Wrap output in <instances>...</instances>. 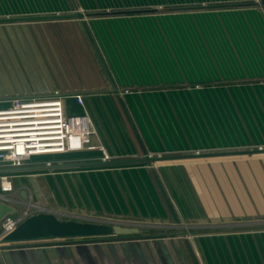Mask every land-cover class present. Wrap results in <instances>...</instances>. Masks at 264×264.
Returning <instances> with one entry per match:
<instances>
[{
	"label": "crops",
	"instance_id": "0c3cea01",
	"mask_svg": "<svg viewBox=\"0 0 264 264\" xmlns=\"http://www.w3.org/2000/svg\"><path fill=\"white\" fill-rule=\"evenodd\" d=\"M0 19H18L0 22V96L60 92L118 161L1 168L9 195L148 230L0 244V264H264V0H0Z\"/></svg>",
	"mask_w": 264,
	"mask_h": 264
},
{
	"label": "built area",
	"instance_id": "2783aa9c",
	"mask_svg": "<svg viewBox=\"0 0 264 264\" xmlns=\"http://www.w3.org/2000/svg\"><path fill=\"white\" fill-rule=\"evenodd\" d=\"M75 98L84 105L82 94L77 93ZM5 101L9 105H1ZM97 135V128L88 113L67 114L65 98L58 91L47 96L0 97V169L23 168L36 159L40 160L37 164L51 167L58 156L92 149L102 153V161H109L110 156L102 142L92 145V138ZM12 177L7 173L0 174V200L16 209L14 214L1 220L0 240L32 213L42 210L31 201L9 195L14 190Z\"/></svg>",
	"mask_w": 264,
	"mask_h": 264
},
{
	"label": "water",
	"instance_id": "95a60500",
	"mask_svg": "<svg viewBox=\"0 0 264 264\" xmlns=\"http://www.w3.org/2000/svg\"><path fill=\"white\" fill-rule=\"evenodd\" d=\"M70 16H81V15H70ZM59 17V16H57ZM45 17H30L27 20L43 19ZM48 18V17H47ZM18 19H0V22H6ZM20 20V19H19ZM256 152V151H255ZM234 154V153H233ZM212 154H194L189 156L190 158L195 157H208ZM214 155V154H213ZM187 157V156H183ZM182 156L172 157H150L146 159L147 162L156 163L158 161L183 158ZM118 161H103L97 164H111ZM90 164V163H85ZM58 165L51 167L42 166L41 168H54ZM37 168V167H36ZM26 169V168H25ZM156 182L173 214L174 219L179 222L176 217L173 205L168 198V195L163 187L161 180L159 179L156 171H153ZM24 199L27 198L25 192L22 193ZM16 211L15 207L8 205L0 201V223L1 220L8 214H14ZM147 229H141L132 225H124L120 223H107V222H89L79 221L74 219H60L53 213L42 212L39 214L32 215L22 221L12 232L7 234L0 240V244H17L30 241H49L56 239H93V238H109V237H121V236H132L139 233H147Z\"/></svg>",
	"mask_w": 264,
	"mask_h": 264
},
{
	"label": "rangeland",
	"instance_id": "374dc122",
	"mask_svg": "<svg viewBox=\"0 0 264 264\" xmlns=\"http://www.w3.org/2000/svg\"><path fill=\"white\" fill-rule=\"evenodd\" d=\"M17 96H21V95H17ZM17 96H15V97H17ZM1 97V96H0ZM3 98V97H2ZM7 98V97H6ZM10 98H13V97H10ZM9 98V99H10ZM245 153V152H244ZM223 154H225V153H221V155H223ZM194 155V154H193ZM201 155V154H200ZM203 155V154H202ZM206 155V154H205ZM220 155V154H219ZM185 156H187V158H190L189 156H191V155H189V154H187V155H185ZM202 157V156H201ZM205 157V156H204ZM208 157H210V156H208ZM193 158H194V156H193ZM199 158V157H198ZM190 159H192V158H190ZM195 159H197V157H195ZM24 168V167H23ZM22 168H17V170H21ZM43 169H45V170H48L49 168H43ZM50 169H52V168H50ZM40 211H38V212H35L34 214H37V213H39ZM106 221H109L110 219H105ZM105 221V222H106ZM107 223H115V221H109V222H107ZM120 224H123V223H120ZM195 230V229H194ZM180 231H182V229H177V230H174V231H170V230H167V229H164V228H157V227H154V229H153V231L152 232H149V234H170V233H172V232H180Z\"/></svg>",
	"mask_w": 264,
	"mask_h": 264
},
{
	"label": "trees",
	"instance_id": "16d2710c",
	"mask_svg": "<svg viewBox=\"0 0 264 264\" xmlns=\"http://www.w3.org/2000/svg\"><path fill=\"white\" fill-rule=\"evenodd\" d=\"M105 238H93V239H91V240H104ZM77 241H79V240H86V239H76Z\"/></svg>",
	"mask_w": 264,
	"mask_h": 264
}]
</instances>
